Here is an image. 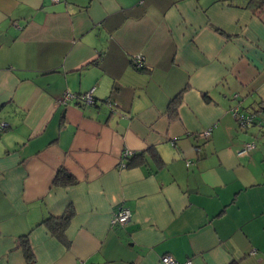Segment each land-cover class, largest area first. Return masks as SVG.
I'll return each mask as SVG.
<instances>
[{
  "label": "crops",
  "instance_id": "crops-1",
  "mask_svg": "<svg viewBox=\"0 0 264 264\" xmlns=\"http://www.w3.org/2000/svg\"><path fill=\"white\" fill-rule=\"evenodd\" d=\"M0 120V264H264L262 1L0 0Z\"/></svg>",
  "mask_w": 264,
  "mask_h": 264
},
{
  "label": "built area",
  "instance_id": "built-area-1",
  "mask_svg": "<svg viewBox=\"0 0 264 264\" xmlns=\"http://www.w3.org/2000/svg\"><path fill=\"white\" fill-rule=\"evenodd\" d=\"M53 2H59L61 0H52ZM133 65L136 68H143L146 64V57L143 53H136L131 58ZM93 88L87 92L84 93H75L71 91H65V93L62 95L60 102L61 103H67V101L72 99H80L84 101L85 103L91 104L94 103L95 97L93 95ZM233 115L235 116L236 120L238 121L239 125L244 127L248 126L250 124L256 123L259 119V111H246L241 108L240 105H236L232 108ZM10 123L7 121L0 120V131L4 130L5 128L9 127ZM211 133L210 129L204 130L201 132V135H203L205 138H207ZM256 144L254 141L246 142L242 149L238 150L239 153L242 152H248L255 148ZM133 152L130 150H126L123 153L122 157L128 156L132 154ZM191 161H188L187 164H190ZM121 165L124 167L127 164L123 161ZM132 219V211L130 207L120 204L115 209L113 216H112V224L114 225H121L126 226ZM161 260L165 264H194L191 259H187L184 262L177 261L176 258H174L171 254H164L161 257ZM80 264H84L83 261L80 262Z\"/></svg>",
  "mask_w": 264,
  "mask_h": 264
},
{
  "label": "trees",
  "instance_id": "trees-1",
  "mask_svg": "<svg viewBox=\"0 0 264 264\" xmlns=\"http://www.w3.org/2000/svg\"><path fill=\"white\" fill-rule=\"evenodd\" d=\"M260 1H262L264 4V0H260ZM127 165H128V163H127ZM75 182H76V179L64 168H60L58 170V173H57L55 180H54V184L63 185V186H68V185L73 184ZM71 216H72V212L70 211L60 218L48 217V218L43 220V223H45L50 228V230L55 235H57L58 238H61L60 235L63 234ZM66 241H67V244H68V242H70L68 240H66ZM21 242H22L21 244L26 249V255L28 257V260L33 261L34 260V254L31 251V244L28 240V237L26 235H24L22 237ZM230 264H236V263H230Z\"/></svg>",
  "mask_w": 264,
  "mask_h": 264
}]
</instances>
